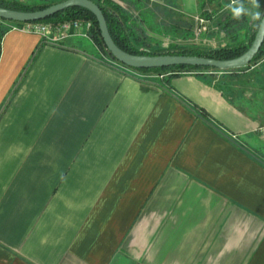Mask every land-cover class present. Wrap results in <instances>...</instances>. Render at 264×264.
I'll use <instances>...</instances> for the list:
<instances>
[{"label": "crops", "instance_id": "1", "mask_svg": "<svg viewBox=\"0 0 264 264\" xmlns=\"http://www.w3.org/2000/svg\"><path fill=\"white\" fill-rule=\"evenodd\" d=\"M111 1L163 47L181 40L141 18L180 33L216 5ZM85 33L2 39L0 264H264V90L223 72L162 86Z\"/></svg>", "mask_w": 264, "mask_h": 264}, {"label": "trees", "instance_id": "2", "mask_svg": "<svg viewBox=\"0 0 264 264\" xmlns=\"http://www.w3.org/2000/svg\"><path fill=\"white\" fill-rule=\"evenodd\" d=\"M31 1L32 0H28L26 4L0 3V7L9 10L21 11V12H36L39 10H43L48 6L52 5V3H50L51 0H44L43 4H32ZM92 1L95 2L103 11L104 16L107 20L110 34L114 42L123 51L132 55L199 56V57H206L217 60H230L237 58L243 55L245 52H247L248 49L251 47L257 33V30L253 29L250 24L249 25L246 24L245 39L241 41H237V39H235L236 35L235 36L233 35L231 37L232 40L229 43H227L226 45H219L214 49L200 48V47H195L194 45L191 47H187V46L184 47L180 45H168L167 47H163V46H159V43H153L151 38H148L147 36L144 37L138 31H133L134 28L128 26V23L130 21V15L124 12L121 6H119L117 3L111 0H92ZM259 1H260L261 9L264 10V0H259ZM211 14L212 13L208 11H204L201 14V16H203L206 20H210ZM229 18L230 17H227L225 23L222 24V26L220 27L222 28V32L226 34L232 29L233 25L239 24L238 21H235L233 19L231 20ZM242 20L246 21L247 19L244 18ZM73 21H83V22L90 21L92 23V29L90 33L91 39L105 54H107L111 59H113L101 37V33L98 27V22L95 16L84 8L66 9L58 14H55L50 18L35 23L61 25L66 22H73ZM3 23L4 24L0 28V49H1L2 39L8 31L12 30L13 27L21 28L27 24V23H19V22H12L6 20H3ZM141 23L143 25L142 29H144L146 26L145 25L146 22L143 18H141L140 24ZM189 30L191 31V28H189ZM226 34L225 36L227 37ZM263 57H264V43L262 48L260 49V52L251 62V64L243 68L218 70L209 67L172 66L168 68L135 69V70L140 73H144L153 77V79L158 81V83L162 86H170L173 78L186 74L204 75L205 73H209V72H223V73H231L232 75H234L237 74L238 72L249 70L254 64H256ZM258 79L259 80L256 82L257 84L256 86L259 89L264 90V81H261L262 80L261 77H259ZM250 82L251 81H248L246 84Z\"/></svg>", "mask_w": 264, "mask_h": 264}, {"label": "water", "instance_id": "3", "mask_svg": "<svg viewBox=\"0 0 264 264\" xmlns=\"http://www.w3.org/2000/svg\"><path fill=\"white\" fill-rule=\"evenodd\" d=\"M70 8H84L92 13L98 22L101 37L112 58L131 69H157L172 66L209 67L218 70L243 68L251 64L264 43V29H261L257 31L248 51L230 60H217L199 56L132 55L123 51L114 42L103 11L92 0H63L36 12H21L0 7V19L19 23H34L43 21Z\"/></svg>", "mask_w": 264, "mask_h": 264}, {"label": "rangeland", "instance_id": "4", "mask_svg": "<svg viewBox=\"0 0 264 264\" xmlns=\"http://www.w3.org/2000/svg\"><path fill=\"white\" fill-rule=\"evenodd\" d=\"M61 1L62 0H51L50 3H52V5H53V4L61 2ZM226 2H227V0H216L215 1L216 5H211L208 8V11H212L214 14H218L219 18L215 21H212V22L210 21L207 24L208 31H207V34H205V37L202 36L203 33H201V34L196 33V29H197L198 24H195L193 26V28H194L193 30H191V31L189 30V28H190L189 26L192 24V22L190 20H187V22H185L186 25H184V23L182 24V27H184V28L187 27L188 25L189 26L187 27V30L183 29L182 32H180V33H177L174 30L170 31V30L163 29L162 27H160V25L157 23L158 21L156 20L155 16H151V18L148 19V21L145 23V25L147 26L146 28L149 31L153 32V34H156L158 36H163L166 40L167 39H172V40H176V41L181 40V42H180L181 46L191 47L192 45H194V46H197L200 48H207V49L213 48L214 49V48L218 47L219 45H226L225 43H229L232 40L231 37L233 35L234 36L236 35L235 39H237V41L243 40L242 35L244 34V31L246 29L245 28L246 24L247 25L250 24L248 22V20H246V21L240 20V21H238L239 24L233 25L232 29L227 34L226 33L220 34L221 36L226 34L227 35L226 38H221V36L217 37L216 33L218 34L219 32H216L214 29L216 27L220 28L222 26V24H224L225 21L227 20V17H230L229 19L232 20L229 13L221 12V8H222L223 4ZM31 3L32 4H43L44 0H32ZM195 3H196V1H195ZM200 11H201V9H200V7L199 8L197 7V3H196L195 9L193 11H190L188 9L187 11H185V14H191L192 12H194L196 14V13H199ZM194 13H192V14H194ZM88 23L90 24L89 28H87ZM173 23H174V20H173ZM83 26H84L85 30L89 29L88 33H89V37L91 38L90 33H91V29H92V23L90 21H85V23H83ZM218 31H222V28H220V30H218ZM165 39H164V41H165ZM152 41H154V40H152ZM167 41H166V43L169 44L170 43L169 40H167ZM161 44H164V43L161 42ZM161 44L159 46H162ZM164 47H166V46H164ZM222 77L226 78L228 81L230 80V81L234 82L232 84V85H234V86H232V89L235 88V90H236L238 87L241 86L242 89H244V88H245V90L248 89V91H245V92L251 93L254 91V92L258 93L259 88L256 86L257 85L256 82L259 80L258 79L259 77L262 78V80L260 79L261 81H264V57L262 59H260L256 64H254L249 70H245L243 72H238L237 74H234V75H232L231 73H225V75ZM175 78H173L172 81ZM199 78H201V76ZM248 81H251L250 83H248L249 85L246 84ZM253 81H255V82H253ZM229 88H231V87H229ZM262 96H263V100H264V91L262 93Z\"/></svg>", "mask_w": 264, "mask_h": 264}, {"label": "built area", "instance_id": "5", "mask_svg": "<svg viewBox=\"0 0 264 264\" xmlns=\"http://www.w3.org/2000/svg\"><path fill=\"white\" fill-rule=\"evenodd\" d=\"M28 0H0V3H16V4H26ZM196 24H198L196 33L201 34L207 30L208 21L201 17L195 18ZM83 21H73V22H66L61 25H52V24H43V23H27L23 27H13L12 30L18 29L28 33H33L42 36L45 41L51 44H58L61 40L65 39L68 35L73 33L86 31L85 36L89 37V29L85 30L83 26ZM87 23V22H86ZM3 20L0 19V28L3 25ZM89 23L87 28H89ZM50 34H55L56 37H50ZM162 78V77H160Z\"/></svg>", "mask_w": 264, "mask_h": 264}, {"label": "clouds", "instance_id": "6", "mask_svg": "<svg viewBox=\"0 0 264 264\" xmlns=\"http://www.w3.org/2000/svg\"><path fill=\"white\" fill-rule=\"evenodd\" d=\"M221 12L229 13L235 21L247 18L251 27L257 31L264 29V10L259 0H227Z\"/></svg>", "mask_w": 264, "mask_h": 264}]
</instances>
